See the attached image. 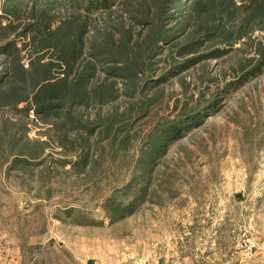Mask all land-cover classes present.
Listing matches in <instances>:
<instances>
[{"label":"rangeland","instance_id":"obj_1","mask_svg":"<svg viewBox=\"0 0 264 264\" xmlns=\"http://www.w3.org/2000/svg\"><path fill=\"white\" fill-rule=\"evenodd\" d=\"M4 1L0 93L13 67L39 57L87 93L39 108L24 85L35 71L0 99V264H262L264 24L187 56L162 50L145 74L123 79L90 42L106 28L144 35L133 0L110 10L57 4L54 27L73 13L87 24L73 66L35 41L30 7L15 16ZM171 7L174 25L182 11Z\"/></svg>","mask_w":264,"mask_h":264},{"label":"trees","instance_id":"obj_2","mask_svg":"<svg viewBox=\"0 0 264 264\" xmlns=\"http://www.w3.org/2000/svg\"><path fill=\"white\" fill-rule=\"evenodd\" d=\"M115 2L116 0H5L2 7L15 16L30 7L31 17L41 27L36 29L34 38L38 39L35 41L43 45V50L55 51L61 64L73 66L79 60L85 45L87 24L80 22L78 14L73 13L58 19L59 24L54 27V10L57 4L65 6L67 11L81 7L90 11L97 5L101 9L110 10ZM171 5L182 11V16L174 25H170ZM131 6L130 13L135 22L144 28V35L135 38L129 28L120 27L117 29L120 36L116 32L118 37H115L113 30L106 28L98 30L96 39L90 42L93 56L102 61L107 74L123 79L145 74L162 50L166 52L172 48L176 49L174 55L187 56L197 52L207 42L219 38L233 43L249 35V30L246 31L245 27L264 24V0H133ZM262 49L259 65L264 64V46ZM0 50L6 52L3 48ZM212 54L214 53L190 57L181 62L178 68L183 70L203 57L213 56ZM51 65V61L46 62L39 57L28 69L22 65L19 68L13 67L9 74L12 84L5 93H0V99L9 100L17 96V86L21 85L19 80H26L29 76L34 80L36 72L40 77L29 83L25 82L24 85H30L27 91L32 93L31 103L39 108L57 107L55 100H60L58 96L67 92L71 97L81 92L87 93V87L78 86L77 83L70 84L69 75L52 77ZM102 92L106 93L108 90L103 88ZM178 125L179 122L176 127Z\"/></svg>","mask_w":264,"mask_h":264},{"label":"crops","instance_id":"obj_3","mask_svg":"<svg viewBox=\"0 0 264 264\" xmlns=\"http://www.w3.org/2000/svg\"><path fill=\"white\" fill-rule=\"evenodd\" d=\"M262 264H264V262H262Z\"/></svg>","mask_w":264,"mask_h":264}]
</instances>
